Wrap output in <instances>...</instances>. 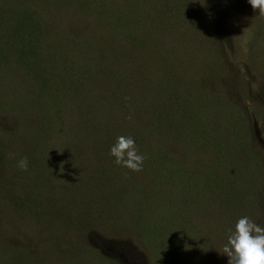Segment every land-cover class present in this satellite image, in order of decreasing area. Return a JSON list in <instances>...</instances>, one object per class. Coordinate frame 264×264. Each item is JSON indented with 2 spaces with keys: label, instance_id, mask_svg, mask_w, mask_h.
Instances as JSON below:
<instances>
[{
  "label": "rangeland",
  "instance_id": "obj_1",
  "mask_svg": "<svg viewBox=\"0 0 264 264\" xmlns=\"http://www.w3.org/2000/svg\"><path fill=\"white\" fill-rule=\"evenodd\" d=\"M244 216L264 226L259 9L0 0V264H227Z\"/></svg>",
  "mask_w": 264,
  "mask_h": 264
},
{
  "label": "clouds",
  "instance_id": "obj_2",
  "mask_svg": "<svg viewBox=\"0 0 264 264\" xmlns=\"http://www.w3.org/2000/svg\"><path fill=\"white\" fill-rule=\"evenodd\" d=\"M252 8L264 14V0H248ZM109 155L113 156L116 165L132 171H140L145 156L138 153L135 141L131 136H119L110 147ZM14 157V154H10ZM17 167L28 169L27 157L17 160ZM222 254L227 256V264H264V226L244 216L237 220L234 229L230 230Z\"/></svg>",
  "mask_w": 264,
  "mask_h": 264
},
{
  "label": "water",
  "instance_id": "obj_3",
  "mask_svg": "<svg viewBox=\"0 0 264 264\" xmlns=\"http://www.w3.org/2000/svg\"><path fill=\"white\" fill-rule=\"evenodd\" d=\"M254 134H255V136H256V138H257L258 140H261V137H260V134H259V130H258L257 127L254 128Z\"/></svg>",
  "mask_w": 264,
  "mask_h": 264
},
{
  "label": "trees",
  "instance_id": "obj_4",
  "mask_svg": "<svg viewBox=\"0 0 264 264\" xmlns=\"http://www.w3.org/2000/svg\"><path fill=\"white\" fill-rule=\"evenodd\" d=\"M82 47V46H81Z\"/></svg>",
  "mask_w": 264,
  "mask_h": 264
}]
</instances>
